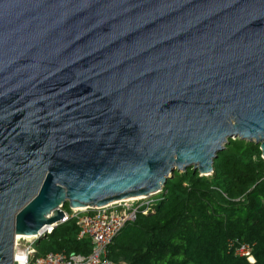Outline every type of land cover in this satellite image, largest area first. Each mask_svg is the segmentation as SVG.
Returning a JSON list of instances; mask_svg holds the SVG:
<instances>
[{"label": "water", "instance_id": "water-1", "mask_svg": "<svg viewBox=\"0 0 264 264\" xmlns=\"http://www.w3.org/2000/svg\"><path fill=\"white\" fill-rule=\"evenodd\" d=\"M230 139L264 159V0H0V264Z\"/></svg>", "mask_w": 264, "mask_h": 264}, {"label": "trees", "instance_id": "trees-1", "mask_svg": "<svg viewBox=\"0 0 264 264\" xmlns=\"http://www.w3.org/2000/svg\"><path fill=\"white\" fill-rule=\"evenodd\" d=\"M214 173L176 172L163 188L155 212L139 216L114 239L115 264H264V159L260 145L230 139ZM71 211L68 205L64 207ZM76 220L36 242L37 256L89 255ZM234 242L253 245L255 263L235 255Z\"/></svg>", "mask_w": 264, "mask_h": 264}, {"label": "built area", "instance_id": "built-area-1", "mask_svg": "<svg viewBox=\"0 0 264 264\" xmlns=\"http://www.w3.org/2000/svg\"><path fill=\"white\" fill-rule=\"evenodd\" d=\"M162 195L163 189L150 196L127 199L105 207L71 211L62 208L65 217L58 222V226L75 219L79 227L78 238L89 239L93 246L92 252L89 255L51 252L45 256H37L36 244L32 242L24 247H15L14 264H115L108 258L114 239L127 225L135 223L139 216H148L155 212V206L162 200ZM55 229L54 225L46 226L43 233L51 235ZM35 238L39 239L38 236ZM231 248L235 255L255 263L253 245L234 242Z\"/></svg>", "mask_w": 264, "mask_h": 264}, {"label": "rangeland", "instance_id": "rangeland-1", "mask_svg": "<svg viewBox=\"0 0 264 264\" xmlns=\"http://www.w3.org/2000/svg\"><path fill=\"white\" fill-rule=\"evenodd\" d=\"M18 241V242H17ZM38 241V239H36V238H29V239H20V240H16V243H15V247H17V245L19 246V247H24V246H26V245H28V244H31L32 242L33 243H35L36 244V242ZM121 264H125V263H121Z\"/></svg>", "mask_w": 264, "mask_h": 264}, {"label": "bare ground", "instance_id": "bare-ground-1", "mask_svg": "<svg viewBox=\"0 0 264 264\" xmlns=\"http://www.w3.org/2000/svg\"><path fill=\"white\" fill-rule=\"evenodd\" d=\"M20 238H26V239L31 238V239H32L33 237H29V236H24V237H22V236H19V237H17V240L20 239ZM34 238H35V237H34Z\"/></svg>", "mask_w": 264, "mask_h": 264}]
</instances>
